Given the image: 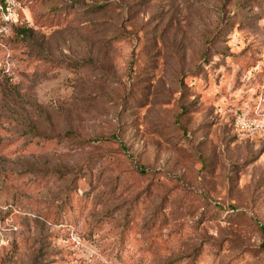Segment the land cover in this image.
<instances>
[{
	"label": "rangeland",
	"instance_id": "374dc122",
	"mask_svg": "<svg viewBox=\"0 0 264 264\" xmlns=\"http://www.w3.org/2000/svg\"><path fill=\"white\" fill-rule=\"evenodd\" d=\"M0 264H264V0H4Z\"/></svg>",
	"mask_w": 264,
	"mask_h": 264
},
{
	"label": "trees",
	"instance_id": "16d2710c",
	"mask_svg": "<svg viewBox=\"0 0 264 264\" xmlns=\"http://www.w3.org/2000/svg\"><path fill=\"white\" fill-rule=\"evenodd\" d=\"M6 7L5 5V1L4 0H0V10H4ZM5 26V22L2 20L1 14H0V45L3 44L4 40H3V32H2V28H4Z\"/></svg>",
	"mask_w": 264,
	"mask_h": 264
}]
</instances>
